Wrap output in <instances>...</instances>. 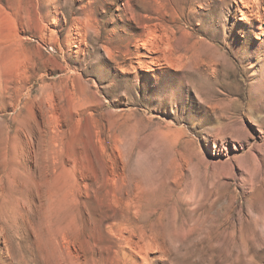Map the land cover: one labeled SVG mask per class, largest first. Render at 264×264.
<instances>
[{"label":"rangeland","instance_id":"374dc122","mask_svg":"<svg viewBox=\"0 0 264 264\" xmlns=\"http://www.w3.org/2000/svg\"><path fill=\"white\" fill-rule=\"evenodd\" d=\"M250 3L0 0L4 76L57 102L56 134L34 101L18 119L0 106V264H264V23L248 21L264 4ZM152 41L181 66L152 64Z\"/></svg>","mask_w":264,"mask_h":264},{"label":"bare ground","instance_id":"6f19581e","mask_svg":"<svg viewBox=\"0 0 264 264\" xmlns=\"http://www.w3.org/2000/svg\"><path fill=\"white\" fill-rule=\"evenodd\" d=\"M240 1L243 4L244 8H246L248 10H250L251 8H254L253 7L254 5L252 6V4L250 3L251 0H240ZM261 2L264 4V0H261ZM257 7L259 10L262 9V8L260 9L259 4L257 5ZM259 10L257 13L251 12L253 15H251L252 17L251 16L249 17L248 21L253 23L255 20H258V21L264 23V13H261V11H259ZM244 14H246V13H244ZM160 41H162V40H160ZM155 42L152 41V45H149L150 47L148 46V48H149L148 50L150 51V53H154V54L161 53V51H162V55L154 56L153 58L155 60L153 59L152 64L161 65V63H162V66H163V63H167L168 66H170V67H174L175 65L181 66L180 65V62H182L181 58H178L179 62H177L178 60H175L172 57V55L168 53L169 52L168 47L167 48L163 47V49H162L160 47V44L158 43L159 41L157 43H155ZM146 44H147V42H146ZM176 57H178V56H176ZM12 61L13 60H11L10 58H7L5 55L0 56V99H3L2 101L0 100V106H3L4 104H6L7 103L6 99H8L9 100L8 103L10 104V106L15 108V113H14L15 116H13L14 119H18L22 113V110L25 108H28V103H30L31 101H34L35 105L38 107L37 110L40 111L43 118L48 117V119L50 120V122L48 124L51 127V133L56 134L55 126L53 124L56 122V119H57V102H56V92H55L53 85L40 86L39 88L36 89L34 85H29L28 81L26 80L25 75L20 71V69L15 71V72H12L13 70H11V72L13 73V76H10V77L4 76V73L6 72V70L8 68L9 69L12 68V65H13ZM214 62H215L214 59L211 58L209 66H210V69L212 71L210 74H208L207 71H205V70H201L199 68V62H197L196 68L200 69L198 76H200L201 78H207V77L209 78L210 77L209 75H213V73H214V66H213ZM17 64H16V66H17ZM138 65L141 66V68L143 66L150 67L144 61H141V60L139 61ZM20 67H21V65H20ZM161 68H163V67H161ZM34 92H37L35 96L33 95ZM8 129H9L8 132L11 136V134H12L11 127L8 126ZM15 132H17V129H15ZM54 134H51V135H53V136H51L52 139H54L56 136V135L54 136ZM17 136H18V134H15L14 136H12V138L15 139ZM1 167H2V163L0 160V173L5 172V169H3ZM4 196H5V189H4V185H3V180H1V177H0V216L2 215V200H3Z\"/></svg>","mask_w":264,"mask_h":264}]
</instances>
